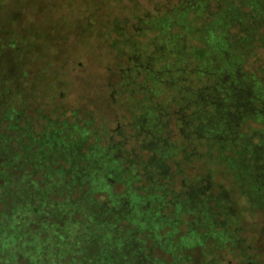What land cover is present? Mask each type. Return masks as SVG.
<instances>
[{"label": "rangeland", "instance_id": "obj_1", "mask_svg": "<svg viewBox=\"0 0 264 264\" xmlns=\"http://www.w3.org/2000/svg\"><path fill=\"white\" fill-rule=\"evenodd\" d=\"M183 1L74 0L68 11L65 10L66 19L63 12L64 31L72 30L76 22L71 19L79 17L82 20L84 11L83 18L90 17L97 30L110 31L113 23L119 21L124 37L135 35V28L141 22L161 17L178 8ZM204 1L211 11L216 9V0ZM244 11L250 12L251 8L247 6ZM207 17V13L199 16L195 12L189 16L192 26L198 29L203 27ZM10 19L7 11L0 12V22L8 23ZM80 27L89 26L81 23ZM174 29L177 32L179 28ZM231 34L239 38V27H234ZM75 35L77 39V33ZM260 35H264V22L259 35L254 37L243 67L248 72L263 75L264 43ZM151 36L148 34L137 40L146 41ZM194 36L188 39L189 43L203 47V41ZM68 40V43L74 42ZM45 41L47 43H41L53 46L54 51L62 44L54 38ZM76 41L80 44L81 37ZM83 47L87 48L76 50V56L79 55L78 61L84 66L72 70L67 78L54 80L46 65L41 64V72L37 70L34 86L38 91L41 89L42 97L49 104L47 111H54V116L59 113L60 120L67 117L74 121L71 111L78 110L79 117L94 120L95 128L105 127L109 135L102 136L104 145L115 144L122 156L133 160L141 157L147 161L150 152L143 149L142 140L134 137L136 129L132 125L134 118L149 106L145 102L146 93H125L120 79L121 70L129 62L128 55L121 56L107 44ZM56 60L70 64L66 58ZM8 69V65H0V71L7 73ZM197 77L181 80L174 88L167 86L169 92L164 90L158 97L164 103L171 102L169 108L162 106L164 114L169 112L168 118L172 120L161 137L169 135L178 147H183L175 160L168 162L174 173L170 188L178 193L180 200L186 199L185 192L196 195L202 191L201 195H196L202 200L211 196L209 205L213 207L218 225L215 222L216 238L213 236L215 239L211 237L203 242L206 240L204 230L198 226L201 221L196 220L194 229L181 240L179 238L177 244L187 248L182 250L183 261L177 260L179 264H264V176L250 167L255 164L254 160L249 162L253 158L251 153L239 159L240 153L228 152L232 166L237 168L230 173L226 162L217 158L220 153L209 149L203 141V122L192 123L198 115L203 118V107L191 118L193 109L186 110L188 105L182 100L190 94L187 91L191 86L196 90L203 86V81H196ZM54 81L60 88L52 96ZM137 83H143V78H138ZM197 108L195 102L194 110ZM36 119L32 121L34 126L30 124L22 129L13 124L6 136H0V153L5 156L0 163V264H162L158 256L144 247L151 239L159 241L162 234L160 231L149 234L136 221L150 218L152 207L146 201L138 206L141 189L137 190L134 185L130 190L126 179L123 186L116 185L121 183L117 179L124 168L121 160H116L115 156L110 159L95 146L83 148L82 139L75 137L74 129L67 122ZM45 122L47 125L43 124ZM251 126L261 127L255 122ZM208 150L207 155L213 158L203 155ZM188 153L192 156L191 162L187 160ZM119 167L121 172L117 170ZM139 170L144 171L141 167ZM146 184L143 178L141 185ZM138 185L140 183H136ZM116 190L121 199L128 196L133 201L132 206L139 209L130 208L128 202L126 206L118 205ZM171 211L172 206L169 215ZM186 228L185 221L178 227L181 232ZM157 253L173 263L172 256L164 255L161 250Z\"/></svg>", "mask_w": 264, "mask_h": 264}, {"label": "trees", "instance_id": "obj_2", "mask_svg": "<svg viewBox=\"0 0 264 264\" xmlns=\"http://www.w3.org/2000/svg\"><path fill=\"white\" fill-rule=\"evenodd\" d=\"M4 1L0 0L2 4ZM216 1L217 7L211 11L204 0L203 6L202 0H185L175 10L166 12L154 20L141 22L135 28V35L126 37L121 32L123 26L119 21L113 23L110 31L97 30L96 23L90 17L83 18L84 11L82 20L79 17L71 19L76 24L72 30L64 31L65 10L68 11L74 0H12L9 10L12 7L17 10L12 9L8 23L0 22V65L9 66V72L0 71V136H6L5 133L10 131L13 124L19 125L22 129L30 124L34 126L32 121L35 118L58 123L67 122L74 129L75 137L82 139V143L85 144L83 148L91 149L95 146L110 159L115 156L116 160H121L124 168L117 177L121 183L118 182L116 185L123 186L127 180L130 190L134 185L137 190L141 189L139 193L137 192L140 195L138 206H142L146 201L149 207H152L150 218L136 221L143 225L145 232L153 234L160 231L162 234L159 241L151 239L145 243L146 245L142 243L145 250L158 256L162 264H179V261H183L182 250L187 246L177 243L179 238L181 240L194 229L196 220L201 221L198 226L204 230L203 238L206 240L203 242L213 236L216 238V223L218 225L213 207L209 205L211 196L203 197L202 200L201 196H196L201 195L202 191L196 195L185 192L186 199L180 200L178 193L170 188L174 173L171 172L168 162L175 160L180 148L183 147L181 145L178 147L169 135L165 137L166 139L161 137L172 120L168 118L170 113L165 115L162 107L166 105L169 108L171 102L164 103L158 98L162 91L169 92L168 89L174 88L179 81L189 80L191 76L197 75L199 80L196 78V81H203V86L198 88L199 90L191 86L192 90L187 91L190 94L183 96L182 100L188 105L186 110L193 109L190 113L191 118L198 115L203 107V118L198 115L192 120V123L203 122V141L210 146L209 149H216V152L220 153L217 158L226 162L230 173L235 172L237 168L232 166V158L227 155L228 152L240 153L239 159L246 153H251L253 158L249 162L254 160L255 164L250 167L258 169L259 174L264 176V72L261 76L248 72L243 67L246 57L249 56L250 47H253L254 37L259 35V28L264 22V0ZM39 6L41 11L38 9ZM247 6L251 8L250 12L244 11ZM190 11L199 16L208 14L203 27L198 29L192 26ZM81 23H87L89 27L81 28ZM236 26L241 32L239 38L231 34V30ZM175 27L179 28L177 32L174 31ZM196 33L199 35L194 36ZM148 34L153 36L146 41L137 40L147 37ZM193 36L203 41V47L189 43L188 39H192ZM260 36L264 43V35ZM80 37L79 44L76 40ZM53 38L60 40L61 43L69 42L68 39L74 41L72 44L68 43V47L72 46L79 52L86 48H81L83 45L97 47L100 44H107L121 56L128 55L129 62L121 70L120 79L125 93L142 91L146 93L145 102H148L149 106L134 118L132 125L136 129L134 137L142 140L143 149L150 152L147 161L141 160V157L133 160L128 156H122V152L116 149L115 144L104 145L102 136L109 135L105 127L95 128L94 120L79 117L78 110H70L73 112L74 121L67 117L60 120L59 113L54 116L52 115L54 111H47L49 104L42 97L41 89L38 91L34 86L37 70L41 72L42 65H46L48 72L54 75V80H63L71 76L72 70L84 66L78 58L77 62H71L72 64L57 62L58 48L54 51L53 46L39 44ZM41 46L44 47L43 54L39 52L41 55L39 60H33V54L29 51H35ZM28 56H32V59ZM141 77L143 83H137ZM54 82L52 96L56 95L57 88H60L59 83ZM167 86L169 88H166ZM195 102L198 111L194 110ZM65 114L64 112V116ZM165 117L167 121L164 120ZM252 122L260 124L261 127H252ZM43 124L47 125L46 122ZM182 129H185L183 125ZM237 147H240L239 150ZM207 153L209 150L203 152V155L213 158ZM188 154L187 160L191 162L192 156ZM4 159L5 156L0 153V163ZM140 167L144 170L143 173L140 172ZM179 167L183 172V166L180 164ZM117 170L120 171V167ZM143 178L147 182L146 185H141ZM136 183L140 185L137 187ZM118 192L116 190L114 194L118 199L116 200L118 205L122 203L126 206L128 202L130 208L139 209L136 205L132 206L133 201L128 199V196L121 199ZM170 206L172 211L169 215ZM216 206H219L218 202ZM183 221L188 228L181 232L178 227ZM158 250L164 252V255L172 256L173 263L160 257ZM175 257L176 260L179 258L178 262Z\"/></svg>", "mask_w": 264, "mask_h": 264}, {"label": "flooded vegetation", "instance_id": "obj_3", "mask_svg": "<svg viewBox=\"0 0 264 264\" xmlns=\"http://www.w3.org/2000/svg\"><path fill=\"white\" fill-rule=\"evenodd\" d=\"M11 2H12V0H5L4 1V4H2L1 2H0V12H4V11H7L8 13H9V15H10V12L12 11L13 12V10H17V9H13V7H12V9H10L9 10V5L11 4ZM30 9L31 8H29L28 10L30 11ZM39 11H41V6H39ZM12 12H11V14H12ZM11 16V15H10ZM104 29H106V28H104ZM109 31V30H108ZM12 38H16V36H11ZM39 44H42L41 42H39ZM66 45H69L68 44V41H63L62 42V44L61 45H59V47H58V53H57V58H60V61L61 60H63V58H66V59H68L69 60V62L68 63H70V64H72L71 62H74V63H76L77 62V59L76 58H79V55L78 56H76V49L75 48H73L72 46H69V47H67ZM93 47V46H92ZM43 48L44 47H38V49L37 50H35V51H33V50H30L29 51V53L30 54H33V60L35 59V60H39V58L41 57V55L39 54V52L41 53L42 52V54H43ZM87 48V47H86ZM88 49H90L89 47H88ZM47 54V52L45 53V55ZM75 54V55H74ZM84 55L85 56H87V54H86V52L84 53ZM28 57H30L31 59H32V56H28ZM63 62V61H62ZM80 63H82V64H84L83 62H80Z\"/></svg>", "mask_w": 264, "mask_h": 264}]
</instances>
